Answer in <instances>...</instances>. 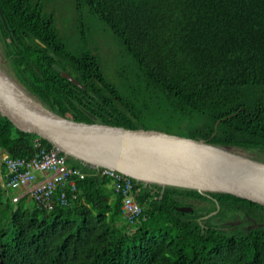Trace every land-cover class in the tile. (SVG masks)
Instances as JSON below:
<instances>
[{"label":"trees","instance_id":"16d2710c","mask_svg":"<svg viewBox=\"0 0 264 264\" xmlns=\"http://www.w3.org/2000/svg\"><path fill=\"white\" fill-rule=\"evenodd\" d=\"M49 1L0 0V45L11 78L52 112L264 155V0H69L72 37ZM94 20L122 46L115 75ZM36 138L0 114V151L32 156ZM83 169L52 211L13 203L2 171L0 264H264L261 205L134 181L146 221L130 226L104 169Z\"/></svg>","mask_w":264,"mask_h":264},{"label":"water","instance_id":"95a60500","mask_svg":"<svg viewBox=\"0 0 264 264\" xmlns=\"http://www.w3.org/2000/svg\"><path fill=\"white\" fill-rule=\"evenodd\" d=\"M0 14L7 27L1 10ZM62 77L84 88L68 73ZM0 114L19 131L44 139L68 158L118 172L137 183L159 186L162 196L167 187H174L201 194H228L264 207L263 161L236 149L164 132L65 119L23 90L1 65ZM177 210L188 214L193 208Z\"/></svg>","mask_w":264,"mask_h":264},{"label":"built area","instance_id":"2783aa9c","mask_svg":"<svg viewBox=\"0 0 264 264\" xmlns=\"http://www.w3.org/2000/svg\"><path fill=\"white\" fill-rule=\"evenodd\" d=\"M34 147L32 156L19 159H12L7 152L0 151V174L5 171V177H11L7 190L12 193L13 203L32 199L38 208L52 211L56 192L59 191L58 202L67 205L68 188L75 191L76 187L73 177L84 179L83 168H95L85 164L83 168L73 167L65 154L56 147L48 149L42 144L41 138L34 140ZM97 175L112 180L116 194L123 199L122 212L129 219L130 226L146 221L143 217L144 208L137 201L139 190L134 180L106 169Z\"/></svg>","mask_w":264,"mask_h":264},{"label":"rangeland","instance_id":"374dc122","mask_svg":"<svg viewBox=\"0 0 264 264\" xmlns=\"http://www.w3.org/2000/svg\"><path fill=\"white\" fill-rule=\"evenodd\" d=\"M69 0H50L47 5V10L49 12L55 11L57 13V25L58 28L62 31L63 35L66 37H72L75 33V19L72 17V11L68 10L69 5H68ZM95 21V24L97 25V34H96V40H99L100 46L104 48V60H106L105 64L108 67V71H111L114 75L117 70V66L115 64L114 60H111V55L117 56L118 53H120L122 46L119 45L117 39L114 37L113 33L109 31L107 28H105L103 25H99L98 22ZM71 34V35H69ZM0 53H2V50L0 48ZM108 56V57H106ZM4 57V56H2ZM110 57V58H109ZM4 61H1V56H0V65L4 71L9 70L10 63ZM11 68V67H10ZM6 71V72H7ZM248 153V152H247ZM249 156H256L261 160V157L264 158V155L255 153H249L247 154ZM253 158V157H252ZM74 162H77L73 160ZM22 207L25 209L28 208H33L35 206V202L32 199H26L22 202Z\"/></svg>","mask_w":264,"mask_h":264},{"label":"flooded vegetation","instance_id":"af4514ba","mask_svg":"<svg viewBox=\"0 0 264 264\" xmlns=\"http://www.w3.org/2000/svg\"><path fill=\"white\" fill-rule=\"evenodd\" d=\"M59 30H60V29H59ZM62 34H63V33H62ZM64 36H65V35H64ZM0 48H1V45H0ZM0 55L3 56L2 53H0ZM3 58H4V61L9 62L7 59H5V57H1V61H2V62H3ZM10 67H11V66H10ZM10 67H9V70L7 71V69H6L7 72H6V71H5V72L8 74V76L11 77V76H12V75H11L12 67H11V68H10Z\"/></svg>","mask_w":264,"mask_h":264}]
</instances>
